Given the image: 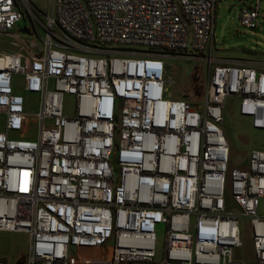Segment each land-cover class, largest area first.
Returning a JSON list of instances; mask_svg holds the SVG:
<instances>
[{
	"label": "built area",
	"instance_id": "1",
	"mask_svg": "<svg viewBox=\"0 0 264 264\" xmlns=\"http://www.w3.org/2000/svg\"><path fill=\"white\" fill-rule=\"evenodd\" d=\"M219 1L0 0V39L19 46L0 48V230L30 235L22 264H264V149L232 166L223 127L236 95L264 131V61L215 55ZM241 1L260 27L263 0ZM171 55L207 61L202 97L167 96ZM18 73L41 96L33 123Z\"/></svg>",
	"mask_w": 264,
	"mask_h": 264
},
{
	"label": "rangeland",
	"instance_id": "2",
	"mask_svg": "<svg viewBox=\"0 0 264 264\" xmlns=\"http://www.w3.org/2000/svg\"><path fill=\"white\" fill-rule=\"evenodd\" d=\"M43 11H48L52 0H31ZM241 0H220L216 9L215 20V55L224 59H257L264 61V0L261 6L260 27H248L241 23ZM29 19H21L15 24V30H19ZM41 32L43 30L41 29ZM6 51L19 50V46L8 38L0 39V48ZM168 63L166 73L168 92L167 96L179 98L184 94L192 98L202 97L204 82L207 78V61L188 59L171 55L165 58ZM194 71L199 78H195ZM17 91L25 95L26 110L30 118L34 120V113L40 107L41 96L38 92L26 90L23 84V75L16 74ZM191 98V99H192ZM239 98L236 95L228 97L226 102L225 120L223 127L226 131L231 146V165L246 167L251 148L264 149V131L252 128L247 119H244L238 111ZM76 99L72 94L66 95V109L73 112ZM3 125L1 120L0 127ZM19 136V135H16ZM36 130L33 128V136ZM228 204L235 207L232 195L227 194ZM259 211L264 214V198L260 199ZM241 227L244 244L236 249L238 258L252 261L255 258L253 246V233L246 218H241ZM164 224H158V246L163 244ZM30 243V235L23 230H0V257L6 260V264H22ZM251 264H258L251 262Z\"/></svg>",
	"mask_w": 264,
	"mask_h": 264
},
{
	"label": "water",
	"instance_id": "3",
	"mask_svg": "<svg viewBox=\"0 0 264 264\" xmlns=\"http://www.w3.org/2000/svg\"><path fill=\"white\" fill-rule=\"evenodd\" d=\"M187 96V94H184V97H186Z\"/></svg>",
	"mask_w": 264,
	"mask_h": 264
}]
</instances>
